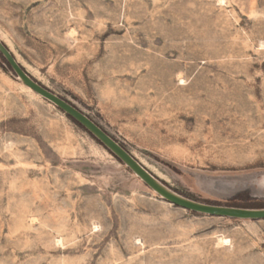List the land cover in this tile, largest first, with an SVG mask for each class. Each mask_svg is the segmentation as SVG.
<instances>
[{"label": "rangeland", "instance_id": "374dc122", "mask_svg": "<svg viewBox=\"0 0 264 264\" xmlns=\"http://www.w3.org/2000/svg\"><path fill=\"white\" fill-rule=\"evenodd\" d=\"M0 39L174 190L264 207V0H0ZM4 63L0 264H264V219L165 201Z\"/></svg>", "mask_w": 264, "mask_h": 264}, {"label": "water", "instance_id": "95a60500", "mask_svg": "<svg viewBox=\"0 0 264 264\" xmlns=\"http://www.w3.org/2000/svg\"><path fill=\"white\" fill-rule=\"evenodd\" d=\"M0 57L5 59L4 65L19 82L32 88L41 97L53 103L56 107L61 109L69 117L75 120L98 142L108 149L118 160L126 165L152 191H154L165 201L203 215L219 216L239 220L264 219V207H241L207 203L192 199L174 190L158 176L152 173L124 145H122L118 140L110 135L90 116L85 114L70 101L48 89L34 77H32L18 62L14 54L2 41V39H0ZM248 183H251L250 186ZM215 185L219 187V190H223L227 193L229 191L238 190L237 186L239 184H237V182L218 181L215 183ZM240 185H242V189H248L249 187L251 188L253 185V187L257 186L261 190H264V174H262L258 179L250 180V182L246 181L244 183H240Z\"/></svg>", "mask_w": 264, "mask_h": 264}, {"label": "bare ground", "instance_id": "6f19581e", "mask_svg": "<svg viewBox=\"0 0 264 264\" xmlns=\"http://www.w3.org/2000/svg\"><path fill=\"white\" fill-rule=\"evenodd\" d=\"M183 81V80H182ZM182 81H181V83H182ZM183 83H184V81H183ZM23 84V83H22ZM25 85V84H24ZM26 87H28L30 90H32V91H34L32 88H30L29 86H27V85H25ZM35 92V91H34ZM36 93V92H35ZM39 95V94H38ZM225 242V241H224Z\"/></svg>", "mask_w": 264, "mask_h": 264}, {"label": "trees", "instance_id": "16d2710c", "mask_svg": "<svg viewBox=\"0 0 264 264\" xmlns=\"http://www.w3.org/2000/svg\"><path fill=\"white\" fill-rule=\"evenodd\" d=\"M231 206H234V205H231ZM244 207H246V206H244Z\"/></svg>", "mask_w": 264, "mask_h": 264}]
</instances>
